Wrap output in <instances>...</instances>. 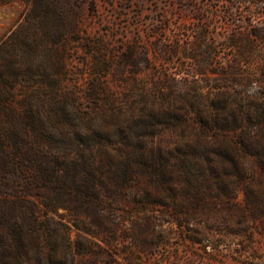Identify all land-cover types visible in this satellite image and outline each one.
Segmentation results:
<instances>
[{
  "label": "rangeland",
  "instance_id": "rangeland-1",
  "mask_svg": "<svg viewBox=\"0 0 264 264\" xmlns=\"http://www.w3.org/2000/svg\"><path fill=\"white\" fill-rule=\"evenodd\" d=\"M244 138L264 147V0H0V226L26 201L75 264H240L216 193L187 224V167Z\"/></svg>",
  "mask_w": 264,
  "mask_h": 264
},
{
  "label": "trees",
  "instance_id": "trees-1",
  "mask_svg": "<svg viewBox=\"0 0 264 264\" xmlns=\"http://www.w3.org/2000/svg\"><path fill=\"white\" fill-rule=\"evenodd\" d=\"M1 1L10 3L13 0ZM23 1L29 2L30 0ZM222 132L227 133L224 130ZM204 143L207 148L202 154H196L194 151L191 154L193 159L201 163H194L187 167L188 171H191L188 174L192 178L189 186L195 196L191 202L195 213L187 218V224L197 227L206 219L205 213L199 212L200 209L205 210L210 205V199H205L203 195L204 189H207L210 194L216 193L212 200H219L221 203L222 213L231 227L228 233L243 239L244 245L240 248L238 262L240 264H264V259L258 261L252 251L255 234L259 233L264 238V147L258 145L252 147L246 138L240 142H233L229 150L214 148L209 144L208 139H205ZM246 159H251L253 162L261 176L260 182L254 176L253 167L245 164ZM180 169L183 172V168L180 167ZM165 173L166 168L164 167L154 171L153 175L163 176ZM157 187L161 188L162 185ZM241 194L243 199L239 201L238 197ZM145 200L150 207L160 212L159 219L168 217L171 220L172 207L169 203L156 201L150 195H147ZM95 203L97 208L103 210L100 199L97 198ZM43 206L48 211H52L49 204L44 203ZM24 207L22 223H19L12 214L7 212L3 214L0 226V264H75L76 255L80 251L76 249L75 252L72 247L68 226L62 222H56L48 216L47 212L45 215L48 223L44 225L40 220L41 210L37 204L25 201ZM178 224L181 225V222L178 221ZM53 225L63 226L66 229L68 252L64 257L58 256L57 247L52 246V242L57 239L59 233V229L51 228ZM46 232L45 242L44 233ZM194 233H197L196 230ZM94 237L101 240L99 236ZM201 241L194 238L193 242L196 244L202 243ZM212 249L216 247L212 245ZM88 253L89 250L83 251L84 256ZM203 253L205 257L211 256V252L207 249ZM33 255L37 256L35 263L31 260Z\"/></svg>",
  "mask_w": 264,
  "mask_h": 264
}]
</instances>
